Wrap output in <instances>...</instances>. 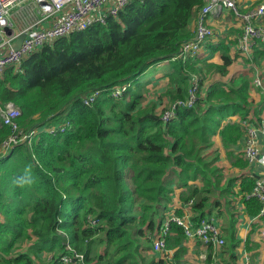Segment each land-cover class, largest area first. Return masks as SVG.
<instances>
[{
  "label": "trees",
  "instance_id": "1",
  "mask_svg": "<svg viewBox=\"0 0 264 264\" xmlns=\"http://www.w3.org/2000/svg\"><path fill=\"white\" fill-rule=\"evenodd\" d=\"M204 2L134 1L118 17L58 39L0 76V103L21 109L24 129H40L30 146L20 144L0 159V264H36L43 254L63 264L58 258L67 238L60 231L88 262L140 264L141 239L165 219L177 187L189 188L197 224L204 219L219 172L207 153L217 135L227 150L243 139L232 117H247L251 89L245 77L206 86L195 62L172 60L194 37ZM163 61H173L172 102L186 98L193 76H201L200 99L192 109H178L168 124L155 103L145 104L139 80ZM223 61L214 68L225 76L231 59ZM123 85H129L123 97L113 98L111 91ZM65 124L55 135L42 131ZM10 133L0 124V147ZM200 178L202 190L190 186ZM246 200L260 210L257 199ZM173 230L179 245L185 233L176 224ZM97 238L105 251L96 260Z\"/></svg>",
  "mask_w": 264,
  "mask_h": 264
},
{
  "label": "built area",
  "instance_id": "2",
  "mask_svg": "<svg viewBox=\"0 0 264 264\" xmlns=\"http://www.w3.org/2000/svg\"><path fill=\"white\" fill-rule=\"evenodd\" d=\"M134 1L143 0H0V76L8 68L20 69L27 59L46 45L72 33L84 31L94 24L105 23L109 17H118L120 12ZM25 3H28L27 7L31 8L27 10L26 16H22L21 12ZM15 11H19L16 15L25 25L18 31H16ZM226 11L233 12L236 21L242 24L243 33L238 39L237 49L245 55L250 53L256 45V38L261 37L256 25L264 22V3L242 12L237 0H205L196 15L194 37L183 44L181 52L172 60L181 59L186 63L196 59L208 40L214 37L209 18ZM34 13L35 16L32 18ZM200 82V76L195 74L186 98L170 101L162 108L159 116L164 124L176 118L178 109H192L195 106L200 99ZM262 85L261 78H256L251 83L253 89L261 88ZM128 88L129 85L116 87L111 91V96L121 99ZM101 94L100 90L90 94L84 99V103L86 105L95 103ZM22 115L21 109L14 102L0 103V124L7 126L11 131L8 138L1 144L0 159L20 144L27 143L30 146L34 137L40 132L38 128L24 129L19 123ZM239 124L244 131V137L240 141L243 145L242 155L249 165L256 164L260 158V140L264 135V122L257 126L253 125L249 119L243 118L240 119ZM69 126L70 124L46 127L42 131L55 135L58 132H64ZM245 197L248 200H258L261 205L259 216L264 222V178L257 179L252 191L246 193ZM194 203L195 201L191 200L189 206L193 207ZM88 224L94 227L97 221L89 218ZM171 224L178 225L183 229L186 237L196 238L205 246L214 245L218 248L225 246L226 241L222 231L212 220L202 219L197 224L190 215L178 216L168 212L160 226L153 231H146L144 236L152 243L153 251L161 254L164 261L169 256L167 238L171 233ZM60 232L66 236L67 240L66 251L59 256L58 260L63 264H93L88 262L84 252L73 248L66 233ZM262 236L264 237V232ZM54 260L53 254H43L42 261L36 264H52Z\"/></svg>",
  "mask_w": 264,
  "mask_h": 264
},
{
  "label": "crops",
  "instance_id": "3",
  "mask_svg": "<svg viewBox=\"0 0 264 264\" xmlns=\"http://www.w3.org/2000/svg\"><path fill=\"white\" fill-rule=\"evenodd\" d=\"M264 3V0H237L240 11L245 12L254 6ZM28 3L21 12L22 16L27 15ZM33 6V4H31ZM27 7V9H26ZM16 31L25 27L24 22L16 15ZM35 13L32 15V18ZM209 24L214 30V37L210 39L199 52L195 62L197 67L202 69L208 84L213 82L226 83L230 79L245 77L253 82L256 78H261L263 85L261 88L250 89V106L248 115L253 125H261L264 122V22L257 24L261 37L256 38L254 49L245 55L237 49V42L242 35V24L236 21L233 12L226 11L213 15L209 18ZM45 25V24H44ZM196 29V22L192 25V30ZM223 56H229L230 65L227 67L228 73L224 76L218 73L214 66L223 65ZM173 61H163L149 68L140 78L143 85L146 105L155 103L157 113L160 114L164 104L171 101L169 91L172 89L169 74L172 72L171 63ZM153 87V88H151ZM174 89V88H173ZM172 102V101H171ZM241 116H234V122L240 121ZM213 145L210 154L219 155V159L214 166L219 169L213 177V188L209 193V200L205 210L204 219L212 220L222 231V236L226 243L223 248L214 245L205 246L196 238H182L181 244H175L179 239L177 231H171L167 238L169 256L165 260L166 264H264V222L257 211V206L247 205L245 194L251 190L255 181L264 178V135L260 140V158L256 164L249 165L242 155V143H238L229 150L224 148L222 138L217 135L213 138ZM190 186L202 190L204 182L198 179L190 182ZM250 192V191H249ZM189 188L177 187L174 191L169 212L178 216L190 215L195 222L198 214L193 207L189 206ZM188 198V199H187ZM196 202V201H195ZM261 207L260 203L258 202ZM3 220L0 214V221ZM163 219L158 221V227ZM148 243L147 246L144 243ZM142 247L140 258L144 263L151 264L162 259L161 254L153 251V245L144 237L141 239ZM145 254H150V260L145 258ZM170 257V258H169ZM92 258V256H91ZM141 261V260H140Z\"/></svg>",
  "mask_w": 264,
  "mask_h": 264
},
{
  "label": "rangeland",
  "instance_id": "4",
  "mask_svg": "<svg viewBox=\"0 0 264 264\" xmlns=\"http://www.w3.org/2000/svg\"><path fill=\"white\" fill-rule=\"evenodd\" d=\"M203 73L205 74V76L207 75L204 71H203ZM200 79H201V76H200ZM228 82V81H227ZM205 84H206V86L207 85H209L208 84V82H207V80L205 79ZM212 84V83H211ZM151 88H153V87H151ZM168 103H169V101H168ZM168 103H166V104H164V106L162 107V108H164ZM210 151V150H209ZM207 155L208 156H211L210 158H209V161H210V159L211 158H216V161H214V158H213V161L211 162L212 163V165L214 166V164H216L217 163V161H218V159H219V155H214V154H210L209 152L207 153ZM217 169V168H216ZM4 219V218H3ZM99 238H101V237H99ZM99 238H97L96 240H95V242L92 244V247H91V256H92V258L94 259H96V258H98V256H100L101 254H104V251H105V246L102 244V243H100L99 242ZM144 243V242H143ZM144 244H146L147 246H149V244L148 243H144ZM74 248V247H73ZM112 252V251H111ZM145 256V258H147L148 260H150L151 259V255L150 254H145L144 255ZM97 260V259H96ZM141 260V261H140ZM139 262H142V263H144L145 261H144V259H142V257L141 258H139ZM148 264V263H147Z\"/></svg>",
  "mask_w": 264,
  "mask_h": 264
},
{
  "label": "water",
  "instance_id": "5",
  "mask_svg": "<svg viewBox=\"0 0 264 264\" xmlns=\"http://www.w3.org/2000/svg\"><path fill=\"white\" fill-rule=\"evenodd\" d=\"M22 39H23V37L21 38V40H22ZM21 40H20V41H21ZM20 41H19V43H20Z\"/></svg>",
  "mask_w": 264,
  "mask_h": 264
}]
</instances>
